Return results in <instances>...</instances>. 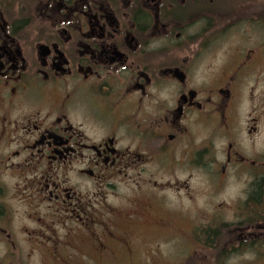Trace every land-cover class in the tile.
<instances>
[{"label":"flooded vegetation","instance_id":"1","mask_svg":"<svg viewBox=\"0 0 264 264\" xmlns=\"http://www.w3.org/2000/svg\"><path fill=\"white\" fill-rule=\"evenodd\" d=\"M0 264H264V0H0Z\"/></svg>","mask_w":264,"mask_h":264},{"label":"rangeland","instance_id":"2","mask_svg":"<svg viewBox=\"0 0 264 264\" xmlns=\"http://www.w3.org/2000/svg\"><path fill=\"white\" fill-rule=\"evenodd\" d=\"M160 240L158 243L161 244L160 245V249L163 252V250L166 249H171V250H176L178 248L181 247V240L179 236H176L175 233L172 235L171 239L168 241V245H166V240H164V238L162 239H157V241ZM159 263V262H158Z\"/></svg>","mask_w":264,"mask_h":264}]
</instances>
